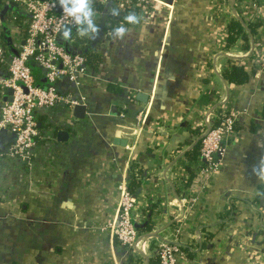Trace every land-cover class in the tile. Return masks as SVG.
I'll return each mask as SVG.
<instances>
[{
    "label": "crops",
    "instance_id": "1",
    "mask_svg": "<svg viewBox=\"0 0 264 264\" xmlns=\"http://www.w3.org/2000/svg\"><path fill=\"white\" fill-rule=\"evenodd\" d=\"M247 2L91 0L98 32L66 43L70 52L89 48L80 86L64 88L85 97L78 104L83 117L64 103L41 110L31 168L0 158V264H150L159 261L162 242L180 244L183 264H264V180L251 171L264 156V3L248 15L261 23L256 41L247 27V42L225 41L231 20L247 25L235 16ZM113 8L119 15H111ZM129 12L139 22L126 24L116 40L112 30ZM27 20L20 6L0 0V43L10 54L22 45ZM230 60L254 69L248 82L222 77ZM218 104L238 112L240 127L220 169L202 183L197 123ZM252 122L260 128L251 130ZM132 171L133 219L144 237L127 261L106 223L117 184H129ZM225 211L230 215L222 219ZM202 229L214 232L212 243L189 250Z\"/></svg>",
    "mask_w": 264,
    "mask_h": 264
},
{
    "label": "built area",
    "instance_id": "2",
    "mask_svg": "<svg viewBox=\"0 0 264 264\" xmlns=\"http://www.w3.org/2000/svg\"><path fill=\"white\" fill-rule=\"evenodd\" d=\"M24 9L27 24L23 43L16 54H10L0 43V65L7 68V76L0 77V94L12 90L11 100L0 99V148L4 153L0 158L8 165L17 163L33 165L34 150L42 135L38 128L41 110L54 107L59 103L69 110L84 101V96H74L65 87H79L87 74L88 61L83 52H70L58 40L63 26L70 25V18L62 13L58 0H5ZM264 3V0H248L241 4L240 16L248 21L250 8ZM59 9V10H57ZM246 21V22H247ZM76 34V25H70ZM31 64L37 65L47 79L44 87L34 84ZM219 105V104H218ZM238 112L229 105L212 106L205 110L197 123L199 136V166L196 176L206 183L220 169L226 152L235 139L234 124L238 122ZM119 199L116 209L106 223V230L126 250H138L142 236L133 221L137 198L128 188V181L121 179L117 184ZM236 202V201H235ZM229 207H234L230 200ZM227 219L229 212L223 213ZM263 222V221H262ZM263 226V225H262ZM203 233L198 230L195 242L189 250H198ZM159 264H183L184 258L180 244L162 242L157 248Z\"/></svg>",
    "mask_w": 264,
    "mask_h": 264
},
{
    "label": "trees",
    "instance_id": "3",
    "mask_svg": "<svg viewBox=\"0 0 264 264\" xmlns=\"http://www.w3.org/2000/svg\"><path fill=\"white\" fill-rule=\"evenodd\" d=\"M247 25L244 26L242 21L238 20V19H234L231 20L230 23L227 25V33H226V37H225V41H226V46H230L237 38H242L244 41H248V33L246 30V27L248 28L249 32L254 36V39L256 41L257 39V28L258 26L261 24L260 22H254V21H247L246 23ZM71 35L68 38H65L63 36H60L58 38L59 42L61 44H63V46L65 45L66 49L69 50L71 49L70 47L66 46V43L68 42L69 39H73V43L75 45H77L78 42H81L83 40V38L77 37V34L75 33L74 28H71ZM73 44V45H74ZM84 49H82L81 52H83L84 54H87L89 52V48L88 47H83ZM246 48V47H245ZM31 71L33 73L34 76V84L37 86H41L44 87L47 85V79L45 78V76L43 75L42 70L35 64H31ZM254 71V69H250L247 70L244 65L242 64H237L234 63L233 61L230 60V62L227 63V65L223 68L222 70V77L230 84H235V85H241L244 84L246 82H248V80L250 79L251 73ZM261 118L264 120V103L262 105L261 108ZM240 126L238 125V123L234 124V129L237 130ZM249 128L251 130H255L260 128V124H258L257 122H252L249 125ZM199 146V142L197 143L196 147ZM137 176L136 174L132 171L130 174V182L128 184V188L134 193V190L136 189V187L138 186L137 183ZM257 198L254 197L253 198V203H256ZM134 221V219H133ZM134 224L136 226V228L138 229V226L136 225L135 221ZM203 230V241L201 243V246L206 245L208 242L209 244L212 243L213 237H214V232H210V231H205ZM186 251L188 253L189 252L187 249ZM131 260V255L129 254L127 257V261ZM159 261L157 259V257H153L152 259H150V264H158ZM15 264V263H13Z\"/></svg>",
    "mask_w": 264,
    "mask_h": 264
},
{
    "label": "clouds",
    "instance_id": "4",
    "mask_svg": "<svg viewBox=\"0 0 264 264\" xmlns=\"http://www.w3.org/2000/svg\"><path fill=\"white\" fill-rule=\"evenodd\" d=\"M62 13L70 18V25H76L81 35L95 36L98 26L94 23V10L91 0H58ZM112 16L119 15V10H110ZM124 23H120L112 30V36L116 40H122L128 31L127 25H134L139 22V17L134 12H129L123 17ZM63 26L62 36L68 38L71 35V26ZM252 174L264 180V156L252 167Z\"/></svg>",
    "mask_w": 264,
    "mask_h": 264
},
{
    "label": "water",
    "instance_id": "5",
    "mask_svg": "<svg viewBox=\"0 0 264 264\" xmlns=\"http://www.w3.org/2000/svg\"><path fill=\"white\" fill-rule=\"evenodd\" d=\"M57 10H59V9H57ZM62 31L63 30H60L58 35H62ZM11 93H12V90L10 88H8L6 90V93L3 95V100L10 101L11 100ZM137 100L144 102L147 100V95L144 93H137ZM84 111H85V106L77 104L73 107L72 114L74 115V117L82 118L84 115ZM66 135H67V133L65 131H59L58 132V139L59 140L64 139L66 137ZM147 234L148 235H151V234L156 235V233H147ZM142 237H144V235Z\"/></svg>",
    "mask_w": 264,
    "mask_h": 264
}]
</instances>
